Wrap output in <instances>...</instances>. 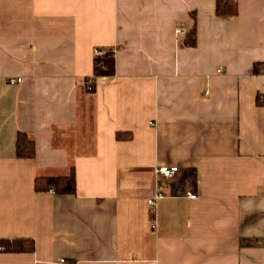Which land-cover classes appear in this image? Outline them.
I'll return each mask as SVG.
<instances>
[{
  "label": "crops",
  "instance_id": "1",
  "mask_svg": "<svg viewBox=\"0 0 264 264\" xmlns=\"http://www.w3.org/2000/svg\"><path fill=\"white\" fill-rule=\"evenodd\" d=\"M216 2L0 0V239L34 241L0 264H264V0Z\"/></svg>",
  "mask_w": 264,
  "mask_h": 264
},
{
  "label": "trees",
  "instance_id": "2",
  "mask_svg": "<svg viewBox=\"0 0 264 264\" xmlns=\"http://www.w3.org/2000/svg\"><path fill=\"white\" fill-rule=\"evenodd\" d=\"M216 12L218 15H234L237 12L236 0H217ZM194 20V17H193ZM196 42L195 21L188 31L185 38L181 41L182 45L194 46ZM115 49L111 47L97 48L93 57V70L91 79L88 82L89 89H92L94 82L99 77L113 76L115 73L114 62ZM123 133H116V138L121 139ZM16 156L19 158H32L35 156V143L26 133L19 132L15 144ZM75 172L71 167L66 175L38 176L34 180V190L36 192L54 191L60 194H72L75 192ZM34 241L31 238L0 239V251L10 253L32 252Z\"/></svg>",
  "mask_w": 264,
  "mask_h": 264
},
{
  "label": "built area",
  "instance_id": "3",
  "mask_svg": "<svg viewBox=\"0 0 264 264\" xmlns=\"http://www.w3.org/2000/svg\"><path fill=\"white\" fill-rule=\"evenodd\" d=\"M183 32L184 31L181 30V29H176L175 30V33L177 35H180ZM263 66H264V63H263ZM17 81H20V79H17ZM155 172H156L157 175L163 176V177H165L167 179H173L175 177V175L177 174V172H178V167H176V166L161 165V166H159V167L156 168ZM184 194L188 198H190V199H194L197 196L196 193L194 191H192V190H187ZM159 197H161V194L160 193H157V195H155L153 197V199H149L148 200V204L149 205H153L154 204V201L157 198H159Z\"/></svg>",
  "mask_w": 264,
  "mask_h": 264
}]
</instances>
